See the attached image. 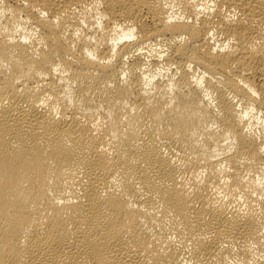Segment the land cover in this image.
<instances>
[{
  "label": "bare ground",
  "instance_id": "6f19581e",
  "mask_svg": "<svg viewBox=\"0 0 264 264\" xmlns=\"http://www.w3.org/2000/svg\"><path fill=\"white\" fill-rule=\"evenodd\" d=\"M0 264H264V0H0Z\"/></svg>",
  "mask_w": 264,
  "mask_h": 264
},
{
  "label": "clouds",
  "instance_id": "9594fccd",
  "mask_svg": "<svg viewBox=\"0 0 264 264\" xmlns=\"http://www.w3.org/2000/svg\"><path fill=\"white\" fill-rule=\"evenodd\" d=\"M225 47H227V45H225Z\"/></svg>",
  "mask_w": 264,
  "mask_h": 264
}]
</instances>
